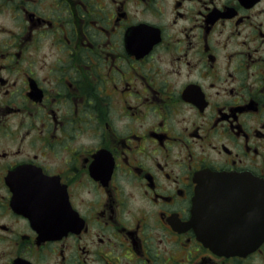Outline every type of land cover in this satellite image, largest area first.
Listing matches in <instances>:
<instances>
[{
    "label": "flooded vegetation",
    "instance_id": "flooded-vegetation-1",
    "mask_svg": "<svg viewBox=\"0 0 264 264\" xmlns=\"http://www.w3.org/2000/svg\"><path fill=\"white\" fill-rule=\"evenodd\" d=\"M262 183L264 0H0V264H264Z\"/></svg>",
    "mask_w": 264,
    "mask_h": 264
},
{
    "label": "water",
    "instance_id": "water-1",
    "mask_svg": "<svg viewBox=\"0 0 264 264\" xmlns=\"http://www.w3.org/2000/svg\"><path fill=\"white\" fill-rule=\"evenodd\" d=\"M216 175H224V173L220 172H214ZM261 212H260V220H258V224L256 228H254V233L255 235L251 237L248 235L246 237V240H243L244 237V232L246 231V234L248 231H253L246 229L243 230L241 229V244H232V243H217L214 245H209L213 250L219 251V252H224V253H238V252H247L249 250H252L255 248L264 238V184L262 183L261 187Z\"/></svg>",
    "mask_w": 264,
    "mask_h": 264
}]
</instances>
